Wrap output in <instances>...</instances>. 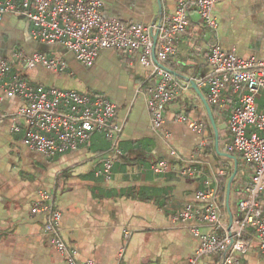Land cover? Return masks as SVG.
I'll list each match as a JSON object with an SVG mask.
<instances>
[{"label": "crops", "instance_id": "0c3cea01", "mask_svg": "<svg viewBox=\"0 0 264 264\" xmlns=\"http://www.w3.org/2000/svg\"><path fill=\"white\" fill-rule=\"evenodd\" d=\"M101 1L104 15L124 24H148L161 14H173L177 7V0ZM213 17L218 27L212 32L192 11L189 28L177 44V54L165 64L168 69L186 77L207 75L209 49L215 44L235 50L240 57L264 61V0H220ZM30 28L23 20L2 17L0 35L4 38L2 32H16L19 41L0 44V55L11 57L17 49L30 55L60 54L69 67L64 73L41 65L33 69L17 66L14 72L32 84L65 90L74 83L73 71L82 64L61 46L32 40ZM85 68L91 70L86 72L92 78L116 74L112 75L117 86L112 98L107 96L117 107V122L124 126L120 154L109 152L110 143L101 133L94 134L90 144L75 152L47 157L31 150L23 144L22 134L10 128L9 116L22 102L8 98L0 80V264H67L66 256L44 235L47 216L32 212L41 201L40 192L53 196L62 215V239L76 250L78 264H185L200 247L194 230L201 235L225 236L231 223L242 219L239 206L252 185L254 170L240 154L226 150L232 141L230 116L239 106L236 95L224 94L226 106L220 114L210 106L218 128L217 145L202 101V97L207 100L208 89L200 90L199 98L193 93L181 94L169 105L162 127L155 128L146 102L147 89L153 82L140 65L139 54L103 50L95 65ZM260 106L264 112V104H258V109ZM183 114L205 121V130L194 132L176 122L175 117ZM110 157L114 163L111 180L107 181L97 172ZM157 160L171 163L174 172L156 175L151 167ZM179 168L196 169L201 174L184 178L176 172ZM209 190L215 194L213 199H196L197 193ZM212 203L226 229L217 230L215 222L175 220L189 204L204 208ZM260 204L264 211V192ZM245 240L249 251L240 256L241 263L264 264L252 232ZM222 258L212 255L198 264H222Z\"/></svg>", "mask_w": 264, "mask_h": 264}, {"label": "built area", "instance_id": "2783aa9c", "mask_svg": "<svg viewBox=\"0 0 264 264\" xmlns=\"http://www.w3.org/2000/svg\"><path fill=\"white\" fill-rule=\"evenodd\" d=\"M219 1L177 0V7L169 16L161 14L148 24H124L104 15L101 0H0V19L12 16L29 23L32 40L63 47L84 67H93L103 50L139 54V63L153 82L147 89L146 102L155 128L162 127L169 105L181 94L193 93L199 98L193 84L199 90L208 89L210 106L224 108V94L236 95L239 106L230 117L232 141L226 150L229 154H240L254 170L252 185L239 206L242 219L233 221L225 236L201 235L194 230L200 238V247L185 264H198L212 255H223L222 264H242L240 256L249 251L245 236L251 232L264 256V211L260 204L264 192V112L259 113L256 99L264 91V61L240 57L235 50L227 51L215 44L209 49V73L205 76H180L159 65L166 67V62L177 54V44L189 28L193 10L208 30H217L213 9ZM38 65L55 73H64L69 68L60 54L54 57L44 53L30 55L17 49L11 57L0 55V80L5 95L22 102L9 116L11 131L22 134L24 145L47 157L75 152L90 144L97 133L103 134L110 143L109 152L120 154L124 126L116 120L117 107L113 101L99 94L32 84L22 74L14 72L17 66L33 69ZM175 121L198 133L207 125L184 114L177 115ZM113 163L111 157L107 158L97 175L111 180ZM151 169L156 175L174 172L173 165L165 160H157ZM176 172L184 178H197L201 174L192 168H179ZM40 196L41 201L32 212L47 216L44 235L66 256L67 264H78L76 250L62 239L59 228L62 215L55 207L53 196L46 192H40ZM214 197L209 190L197 193L196 199L202 202ZM218 214L215 203L204 208L189 204L175 220L215 222L217 230L226 229Z\"/></svg>", "mask_w": 264, "mask_h": 264}, {"label": "rangeland", "instance_id": "374dc122", "mask_svg": "<svg viewBox=\"0 0 264 264\" xmlns=\"http://www.w3.org/2000/svg\"><path fill=\"white\" fill-rule=\"evenodd\" d=\"M2 33L3 35L5 34L6 36L3 38V36L0 35V44H5L6 46H8L10 44L18 43L19 35L16 32H2ZM86 71H91V70H86L84 66L79 65V67L76 68L75 71H73L74 75L76 74L74 83L72 85L70 84V86L66 87V89L74 90L79 93H87L90 95H96V94H99L102 96L108 95L110 98H112L111 92L115 90L117 83H118L117 79H114L113 77V75H116V74L112 72L113 75L110 74L106 77L100 76V77L92 78L91 76H89V73L87 75ZM85 72H86V75H84ZM122 84L127 85L128 82L122 81ZM256 99L258 100L257 101L258 104H264V91H262L257 96ZM261 108L262 107L260 106L259 113L262 112Z\"/></svg>", "mask_w": 264, "mask_h": 264}, {"label": "water", "instance_id": "95a60500", "mask_svg": "<svg viewBox=\"0 0 264 264\" xmlns=\"http://www.w3.org/2000/svg\"><path fill=\"white\" fill-rule=\"evenodd\" d=\"M155 61L158 63V61L155 59ZM159 64V63H158ZM162 68H164V69H166V70H169V71H171V72H173L172 70H170V69H168L167 67H165V66H163L162 64H159ZM174 73V72H173ZM177 75V74H176ZM193 89L197 92V93H199L200 94V90L198 89V87L195 85V84H193ZM202 101H203V103H204V105H205V108L207 109V112H208V115H209V118H210V122H211V124H212V126H213V128H214V130H215V132H216V137H217V145H218V128H217V125H216V123H215V120H214V118H213V115H212V112H211V107H210V105H209V103L207 102V100L205 99V98H203L202 97ZM234 176H235V174H234ZM234 176H233V178H234ZM233 178H232V180H233Z\"/></svg>", "mask_w": 264, "mask_h": 264}, {"label": "trees", "instance_id": "16d2710c", "mask_svg": "<svg viewBox=\"0 0 264 264\" xmlns=\"http://www.w3.org/2000/svg\"><path fill=\"white\" fill-rule=\"evenodd\" d=\"M214 110L216 113H222V111L224 112L225 110L224 109H221V108H218V107H214ZM233 113V112H232ZM232 115V114H231ZM231 117V116H230Z\"/></svg>", "mask_w": 264, "mask_h": 264}]
</instances>
